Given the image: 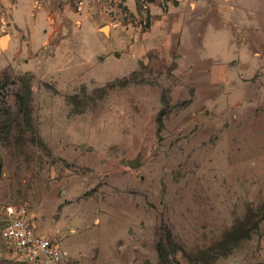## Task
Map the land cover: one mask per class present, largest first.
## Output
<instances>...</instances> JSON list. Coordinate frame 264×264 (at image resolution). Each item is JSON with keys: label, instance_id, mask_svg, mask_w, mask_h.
Returning a JSON list of instances; mask_svg holds the SVG:
<instances>
[{"label": "rangeland", "instance_id": "374dc122", "mask_svg": "<svg viewBox=\"0 0 264 264\" xmlns=\"http://www.w3.org/2000/svg\"><path fill=\"white\" fill-rule=\"evenodd\" d=\"M8 205L55 264L264 263V0H0Z\"/></svg>", "mask_w": 264, "mask_h": 264}, {"label": "built area", "instance_id": "2783aa9c", "mask_svg": "<svg viewBox=\"0 0 264 264\" xmlns=\"http://www.w3.org/2000/svg\"><path fill=\"white\" fill-rule=\"evenodd\" d=\"M6 216L0 229V241L4 247L12 249L27 263L55 264L61 259L59 245L35 230L27 207L8 205ZM4 252V248H0V261Z\"/></svg>", "mask_w": 264, "mask_h": 264}, {"label": "crops", "instance_id": "0c3cea01", "mask_svg": "<svg viewBox=\"0 0 264 264\" xmlns=\"http://www.w3.org/2000/svg\"><path fill=\"white\" fill-rule=\"evenodd\" d=\"M194 3H195V7H197V2H194ZM194 9H190L189 8L190 11H192V10L194 11ZM179 18L182 19V17H179ZM178 20L179 19H175V22L178 21ZM154 27H155L154 30H155V32L157 34H155L153 36V38H152L153 41L151 40L150 42H144V44L143 43L139 44L138 41L131 42L130 45H131V47H134V49H135V51H136V53H137L138 56L142 55L143 53H145V52H147V51H149L151 49H155V48L160 49V48H162V46L164 44H168L169 45V43H170V36L174 32L176 33V31L173 30L174 28L172 29L170 27H167L164 24V21L161 20L160 18H159V20H157V22H155ZM29 214H30V212H29ZM31 218H33V217L31 216ZM33 223H34L35 230L37 232L42 233L45 236L51 235L53 233V229H52V227L50 225L47 224L45 226H42L41 228L38 226V229H37V225L35 224L34 221H33ZM56 231H58V230H56ZM235 261L236 260H233L232 262H234V264H235ZM215 264H229V263L226 260H224V259H222V260L220 259L219 261L215 262Z\"/></svg>", "mask_w": 264, "mask_h": 264}, {"label": "water", "instance_id": "95a60500", "mask_svg": "<svg viewBox=\"0 0 264 264\" xmlns=\"http://www.w3.org/2000/svg\"><path fill=\"white\" fill-rule=\"evenodd\" d=\"M84 148V145H81V149ZM88 149H91V147H88ZM139 164V157L135 158L134 160H131L128 162V165L131 167H137ZM260 264H264V263H260Z\"/></svg>", "mask_w": 264, "mask_h": 264}, {"label": "bare ground", "instance_id": "6f19581e", "mask_svg": "<svg viewBox=\"0 0 264 264\" xmlns=\"http://www.w3.org/2000/svg\"><path fill=\"white\" fill-rule=\"evenodd\" d=\"M104 30H107V27H104Z\"/></svg>", "mask_w": 264, "mask_h": 264}, {"label": "trees", "instance_id": "16d2710c", "mask_svg": "<svg viewBox=\"0 0 264 264\" xmlns=\"http://www.w3.org/2000/svg\"><path fill=\"white\" fill-rule=\"evenodd\" d=\"M228 236V235H227ZM229 237V236H228ZM159 256H160V254H159ZM62 258V257H61ZM160 259H162L161 257H160Z\"/></svg>", "mask_w": 264, "mask_h": 264}]
</instances>
